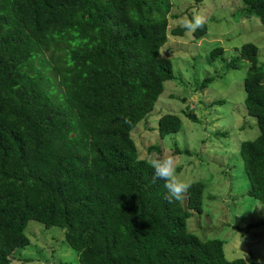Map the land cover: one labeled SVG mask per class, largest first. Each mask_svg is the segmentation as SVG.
I'll use <instances>...</instances> for the list:
<instances>
[{
    "label": "trees",
    "instance_id": "obj_1",
    "mask_svg": "<svg viewBox=\"0 0 264 264\" xmlns=\"http://www.w3.org/2000/svg\"><path fill=\"white\" fill-rule=\"evenodd\" d=\"M240 2L264 26V0ZM170 7V0H0V264L29 242V219L59 226L78 264H253L226 258L220 238L187 229L204 183L190 181L184 198L169 203L165 181L154 180L130 135L173 77L159 47L167 32L185 29L169 27ZM256 50L245 41L225 65L248 62L243 105L258 131L238 153L246 195L264 204V68ZM180 125L172 112L156 121L160 136Z\"/></svg>",
    "mask_w": 264,
    "mask_h": 264
},
{
    "label": "rangeland",
    "instance_id": "obj_2",
    "mask_svg": "<svg viewBox=\"0 0 264 264\" xmlns=\"http://www.w3.org/2000/svg\"><path fill=\"white\" fill-rule=\"evenodd\" d=\"M170 2V28L183 17L200 13L206 18V31L197 38L186 30L181 35L167 32L158 53L170 59L173 77L163 81L151 110L130 129V135L138 156L151 160L172 153L182 178L204 183L201 211L190 209L188 230L201 239L220 238L226 258L264 264V204L246 195L247 179L238 153L239 142L258 131L243 105L242 80L248 62L240 59L235 67L225 65L241 43L251 41L257 46V64L264 68V26L243 10L240 0ZM215 45L222 46L221 52L211 58L209 50ZM209 75L212 80L203 85L202 78ZM165 112L178 114L181 125L160 136L156 121ZM151 144L158 147L148 150ZM24 232L29 242L11 252V264H78L59 226L44 227L29 219Z\"/></svg>",
    "mask_w": 264,
    "mask_h": 264
},
{
    "label": "clouds",
    "instance_id": "obj_3",
    "mask_svg": "<svg viewBox=\"0 0 264 264\" xmlns=\"http://www.w3.org/2000/svg\"><path fill=\"white\" fill-rule=\"evenodd\" d=\"M206 23V18L200 13H193L191 18L183 17L178 26L189 33L195 32L202 28ZM150 166L154 169L153 178L165 181L164 187L168 191L166 199L169 203L180 201L191 187V183L182 178L177 172V158L172 153H166L149 161Z\"/></svg>",
    "mask_w": 264,
    "mask_h": 264
}]
</instances>
